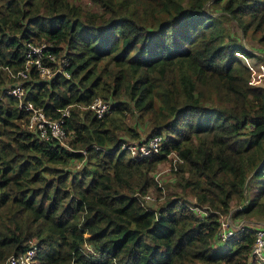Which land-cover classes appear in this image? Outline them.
<instances>
[{
	"label": "trees",
	"instance_id": "obj_1",
	"mask_svg": "<svg viewBox=\"0 0 264 264\" xmlns=\"http://www.w3.org/2000/svg\"><path fill=\"white\" fill-rule=\"evenodd\" d=\"M88 2L0 0V87L25 42L47 40L69 75L30 67L24 98L51 116L66 107L70 132L67 146L39 136L1 93L0 260L32 239L28 264H259L253 227L217 231L227 213L264 219V85L242 59H262L245 38L264 45V0ZM95 96L108 102L100 116ZM154 133L155 154L122 146ZM167 154L176 190L150 205Z\"/></svg>",
	"mask_w": 264,
	"mask_h": 264
},
{
	"label": "built area",
	"instance_id": "obj_2",
	"mask_svg": "<svg viewBox=\"0 0 264 264\" xmlns=\"http://www.w3.org/2000/svg\"><path fill=\"white\" fill-rule=\"evenodd\" d=\"M48 45L49 43L45 40H28L25 42L22 65L13 71L6 70V73L14 79L12 82L0 87V98L2 96L1 93L12 94L15 97L17 106L27 110L26 128L35 131L39 136L55 138L62 144V139L68 134V129L64 127V116L67 114L66 107L61 108L60 113L56 116L47 114L41 106L34 105L29 99L24 98V86L21 83L26 79L30 67H33L37 74L45 79L50 78L56 72H60L64 76L69 75L68 71L63 67L67 63L66 57L62 53L55 54L49 51L47 49ZM245 63L249 69H252L251 64L247 60ZM2 67L6 68V66ZM259 67L264 71V63H259ZM87 107L96 116H100L103 111L107 110L108 102L99 96H95L87 104ZM161 141L162 135L154 133L138 141L132 139L124 141L122 146L127 148L130 155L148 156L160 150ZM143 197L145 200L150 198L148 193L143 194ZM193 209L198 211L196 206H193ZM227 215L229 214L227 213ZM243 225L253 227V240L249 251V259L256 263L264 264V224H244L239 222L235 227H231L229 223L220 221L217 231L218 237L224 239ZM34 250L35 247L32 240L28 239L26 248L16 253H9L0 260V264H28L31 261Z\"/></svg>",
	"mask_w": 264,
	"mask_h": 264
},
{
	"label": "rangeland",
	"instance_id": "obj_3",
	"mask_svg": "<svg viewBox=\"0 0 264 264\" xmlns=\"http://www.w3.org/2000/svg\"><path fill=\"white\" fill-rule=\"evenodd\" d=\"M71 1L73 3H78L85 7H87L89 4L88 0H71ZM224 1L225 0H220V5H222ZM228 24L231 29H234V31H236V27L233 22L229 21ZM245 42L247 43L246 44L247 47L249 45L253 49V51H257L260 57L262 56V59L257 58L255 56L242 57L244 62L247 60L248 63L251 64L252 66V69H249V82L254 83V84L264 85V71L259 67V63H264L263 61L264 60V45H262L261 42H258L256 38L251 35L245 38ZM127 121L132 122L128 118H127ZM137 125L140 129L141 135L143 136V134H145L147 130V126L140 124V123ZM69 138H70V132L68 131V134H66L65 137L62 139V144H65L67 146ZM173 161H174V155L167 154V156L164 159H161L158 162H156L154 168L150 171V175L156 180L157 184L160 185V195H155L152 190L147 191L150 198L146 199L145 201L148 204L154 205L156 202L161 201L160 199L162 198L163 193L165 192L169 193L170 191L176 190L173 187H171V184L173 183L174 178H175L173 174V167H172ZM181 194H183V196L189 198L190 200L193 199V196L190 193H181ZM234 206H235V202H232L230 208L233 209ZM220 221L222 223H229V226L231 227H235L239 222H242L244 224H255V223L264 224V219L258 218V216H255V215L250 216L249 219H244L242 217L234 218L230 215L224 214L220 216Z\"/></svg>",
	"mask_w": 264,
	"mask_h": 264
}]
</instances>
